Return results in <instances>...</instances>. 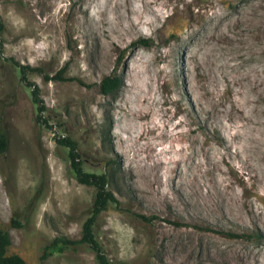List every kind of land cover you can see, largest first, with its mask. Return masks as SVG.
I'll return each instance as SVG.
<instances>
[{
    "label": "rangeland",
    "instance_id": "rangeland-1",
    "mask_svg": "<svg viewBox=\"0 0 264 264\" xmlns=\"http://www.w3.org/2000/svg\"><path fill=\"white\" fill-rule=\"evenodd\" d=\"M0 18L7 253L100 264L86 243L41 259L93 205L56 140L69 135L84 170L115 171L93 224L112 263L264 264V0H0ZM13 59L33 67L50 126Z\"/></svg>",
    "mask_w": 264,
    "mask_h": 264
},
{
    "label": "trees",
    "instance_id": "trees-1",
    "mask_svg": "<svg viewBox=\"0 0 264 264\" xmlns=\"http://www.w3.org/2000/svg\"><path fill=\"white\" fill-rule=\"evenodd\" d=\"M2 21L0 18V28ZM143 44H148L147 39L139 41ZM13 62L18 66L20 71V78L27 84L31 85L32 100L36 104V117L39 121H42L47 126H50L47 119L43 116V111L46 108L45 102L40 94V88L34 80L28 79L27 73L33 67L28 63H21L13 59ZM61 70L58 76H60ZM53 75L44 73L45 78H51ZM122 83L121 76L115 71L105 74L100 80V91L103 94H110L117 91ZM58 143L66 145L68 148V156L70 165L75 173V176L79 182L92 185L95 188V196L90 214L85 218L82 223V234L78 239L69 238L64 236H55L47 245L44 246L41 259L43 260L48 255L49 248L56 246L58 242L66 245L74 246L79 243H86L95 254L97 261L100 264H114L105 254L99 241L96 239L93 232V224L97 215L106 208L109 201H117V198L112 189L108 187L111 177L115 175V171L108 172H91L84 170L80 159L79 152L77 150V142L69 135H62L56 137ZM8 145V139L5 131L0 128V153H3ZM114 163L113 159L108 160V165ZM113 165V164H112ZM11 240L6 230L0 228V264H28L26 260L18 253H7V246ZM43 264V263H40Z\"/></svg>",
    "mask_w": 264,
    "mask_h": 264
},
{
    "label": "bare ground",
    "instance_id": "bare-ground-1",
    "mask_svg": "<svg viewBox=\"0 0 264 264\" xmlns=\"http://www.w3.org/2000/svg\"><path fill=\"white\" fill-rule=\"evenodd\" d=\"M146 115H143V117H145ZM143 117H141V118H143ZM138 124V123H137ZM143 136V135H142ZM190 158V157H189ZM198 162V161H197ZM196 164V163H195ZM197 166H200V164L198 163V165ZM186 167H188V166H186ZM213 167V166H212ZM189 168V167H188ZM195 169V168H194ZM209 171V170H208ZM193 172V171H192ZM195 173V172H194ZM194 173H192V174H194ZM215 173V172H214ZM198 174V173H197ZM196 175V174H195ZM209 175H211V173L209 174ZM224 175V174H223ZM205 176V175H204ZM197 177V176H196ZM195 177V178H196ZM208 177V176H207ZM215 177V176H214ZM217 178V177H216ZM210 180V179H209ZM223 180V179H222ZM225 180V179H224ZM214 181V180H213ZM217 181V180H216ZM221 181V180H220ZM207 182V181H206ZM205 182V183H206ZM222 182V181H221ZM209 182H207V184H208ZM211 183V182H210ZM217 183V182H216ZM209 185V184H208ZM222 185V184H221ZM201 186V185H200ZM207 186V185H206ZM212 186H214V185H212ZM224 186V185H223ZM216 188V187H215ZM217 190H218V188H217ZM220 190V189H219ZM200 191V190H199ZM211 191H213L212 189H209V188H207V193L208 192H211ZM211 194V193H210ZM227 195V194H226ZM215 197V196H214ZM253 210V209H252ZM258 214V213H257ZM257 214H256V216H257ZM261 215V214H260Z\"/></svg>",
    "mask_w": 264,
    "mask_h": 264
}]
</instances>
